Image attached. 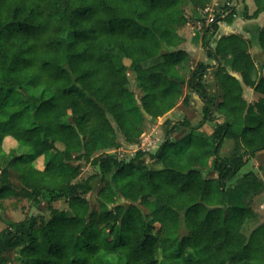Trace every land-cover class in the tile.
<instances>
[{
	"label": "trees",
	"instance_id": "obj_1",
	"mask_svg": "<svg viewBox=\"0 0 264 264\" xmlns=\"http://www.w3.org/2000/svg\"><path fill=\"white\" fill-rule=\"evenodd\" d=\"M211 1L0 0V264H264V219L253 208L264 182L248 171L227 185L264 151V75L252 78L251 38L217 37L236 18L235 0L209 23L193 18ZM253 4L244 19L264 11V0ZM197 21L213 64L192 65L181 47V29ZM255 40L264 51V24ZM245 87L263 96L249 103ZM192 95L196 125L166 117L153 153L107 152L119 136L137 144L145 121ZM226 139L233 152L221 156ZM80 162L96 171L79 178ZM95 179L98 210L86 198ZM22 198L47 215L9 218L16 204L6 200Z\"/></svg>",
	"mask_w": 264,
	"mask_h": 264
},
{
	"label": "rangeland",
	"instance_id": "obj_2",
	"mask_svg": "<svg viewBox=\"0 0 264 264\" xmlns=\"http://www.w3.org/2000/svg\"><path fill=\"white\" fill-rule=\"evenodd\" d=\"M227 2L228 0H217L213 7L214 12L212 13V16L219 13L222 10L223 5L226 4ZM231 4L235 6L236 12H237L232 28L238 31V33H240L243 37H245L244 35H246L247 37L245 38L252 39L251 36L253 35L254 37L256 33L255 32L256 30L255 31L253 30L254 28H256V25L260 27V25L264 24V11L261 12L257 18L244 19V14H243L244 6L248 7L247 9H248L249 14L252 13V11L254 10L253 0H245V1L235 0V2H231ZM186 12L187 13L190 12L189 7H186ZM200 13L202 15L203 10H201ZM192 26L200 31V29L197 26V23L192 24ZM221 31H224V29ZM250 31L251 33H246ZM250 52H251L252 59H253L251 75H252V78L255 80L259 76L264 75V51L260 47L258 46L256 47L252 45V47L250 48ZM202 56L206 59L205 60L206 62H209L211 64L214 63V60L207 59L204 52ZM190 60L192 61L191 62L192 65L195 64L196 56L194 55V58H190ZM229 61H230V56H228V62ZM223 63H224V60H223ZM128 75L131 80V85L135 89L136 83L133 80L134 73L132 71H128ZM206 81L209 84L212 92L215 95H217L218 89L216 87L214 76L211 73L207 74ZM243 96L249 103H253L259 97H262L263 94L254 91L252 88L245 87ZM182 116L187 117L192 125H196L201 120L202 118L201 101L197 98L196 95L191 96V103L188 106L182 105L181 101H179L176 107H174L173 112L171 110L170 112H168L162 117L157 118L153 122L145 121L143 124V133L138 139L137 144L125 145L122 137L119 136V141H120L119 147L117 149H109L107 152L115 151V153L117 154L119 158L125 159V160L132 158L137 148H141L147 153H153L164 139L162 123L165 120V118L168 117L171 119H176V118L181 119ZM212 128H213V122L206 121L201 127V130L204 134H209L212 131ZM185 132H186V129H183L180 135L184 134ZM174 139H176V137H174ZM13 145L14 144L12 142L5 140L6 150L11 148ZM22 150H26V148L24 147ZM232 152H233V141L226 139L220 149L219 154L221 156H229L232 154ZM76 163H78V161H74V164ZM80 163H82V166H81L82 169H81L79 178H85L86 176L91 175L96 171L94 167L86 163H83V162H80ZM36 164L40 165L41 160L39 159L38 161H36ZM248 171H253L255 174H258L264 179V151H261L260 153H258L255 159L248 160V162L245 163L243 167L240 169L239 173L227 184L228 187L237 183L241 179L242 174ZM13 178H14V175L12 176V180L15 181ZM100 184L101 183H99V180L95 179L93 182V190L89 192L88 194H86V198L88 199L89 206L94 210L99 209V203L97 200V191L100 187ZM6 203L16 204L15 208H12L10 204L9 205L10 208L7 210V213H6V215L13 220H19L23 218L24 214L29 211L32 213L34 212V213H40L44 215H47L48 213L44 203H42L41 205L33 209V208H29L28 203L26 202V199L24 198L20 200H16V199L6 200ZM254 203L256 206L255 208L256 209L258 208L257 211L259 213V219L263 220L264 219V189L261 193H259L255 197ZM53 206L58 209H62L66 207V204H64L63 202L57 201L53 203ZM2 227L3 225L0 224V229ZM9 256L11 257L12 254H9Z\"/></svg>",
	"mask_w": 264,
	"mask_h": 264
},
{
	"label": "crops",
	"instance_id": "obj_3",
	"mask_svg": "<svg viewBox=\"0 0 264 264\" xmlns=\"http://www.w3.org/2000/svg\"><path fill=\"white\" fill-rule=\"evenodd\" d=\"M216 1L217 0H212L210 5H214ZM191 13H192L194 19H198V18L202 17L200 12L191 11ZM233 23H234V21L231 24H228V23H225V22H220L219 23V29H218V32H217V37H219L221 35L228 34V33L240 34V33H238V31H236V30H234L232 28ZM192 24H195V23L194 22H189L181 29V33L184 36V42L182 43L181 47L184 48L185 50H187L189 55H192V56H190V58H194V55L196 56L195 63L197 61H205L206 59L202 56L204 51H203L202 46H201V31H199L195 27H193ZM258 28H259V26L256 25V28H254L253 30L254 31L256 30L255 32H257ZM223 29H224V31H221ZM246 33H251V31L250 32H246ZM244 36L247 37L246 35H244ZM251 37H252V41H253V46L257 47L258 45H257V41L255 40V36L253 37V35H252ZM173 111H174V109L172 110V112ZM256 157H257V155H256ZM255 158H253V159H255ZM259 178L264 182V179L261 176H259ZM255 197H254V199H255ZM254 199H253V208H254L255 211H257L258 208L257 209L255 208L256 206H255V203H254Z\"/></svg>",
	"mask_w": 264,
	"mask_h": 264
},
{
	"label": "built area",
	"instance_id": "obj_4",
	"mask_svg": "<svg viewBox=\"0 0 264 264\" xmlns=\"http://www.w3.org/2000/svg\"><path fill=\"white\" fill-rule=\"evenodd\" d=\"M228 4V2H227ZM214 5H209V6H206L204 9H203V14H206L205 18H206V22L209 23L213 18L214 16H212V13L214 12ZM197 26L198 28L200 29V26H201V22L200 21H197Z\"/></svg>",
	"mask_w": 264,
	"mask_h": 264
}]
</instances>
